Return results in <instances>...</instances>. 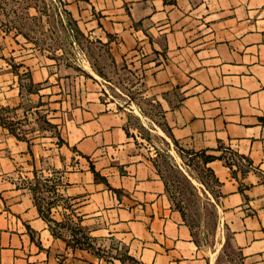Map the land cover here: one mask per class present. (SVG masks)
Returning <instances> with one entry per match:
<instances>
[{"label":"crops","instance_id":"obj_1","mask_svg":"<svg viewBox=\"0 0 264 264\" xmlns=\"http://www.w3.org/2000/svg\"><path fill=\"white\" fill-rule=\"evenodd\" d=\"M65 2L143 72L177 142L213 156L206 165L240 264H264V0ZM30 70L34 83L52 78L44 63ZM79 92L89 97L51 117L63 142L19 138L0 120V264H129L125 252L145 264H216L125 115ZM24 95L15 76H0V114L18 112ZM39 178L68 203L52 219L73 211L95 247L72 248L55 233L32 189Z\"/></svg>","mask_w":264,"mask_h":264},{"label":"rangeland","instance_id":"obj_2","mask_svg":"<svg viewBox=\"0 0 264 264\" xmlns=\"http://www.w3.org/2000/svg\"><path fill=\"white\" fill-rule=\"evenodd\" d=\"M102 36L74 16L65 0H0V76H15L25 94L20 110L4 116L24 137H57L58 127L49 124L55 108L62 110L89 97L79 91L98 93L125 115L139 154L157 166L201 249L216 264H240L221 219L218 185L204 154L173 141L165 110L143 72L117 57ZM41 63L51 67L52 78L31 84L30 66ZM32 189L49 218L57 215L54 205L68 207L44 179H37ZM59 211L64 217L60 223L52 222L55 233L72 248L95 247L78 216L71 210Z\"/></svg>","mask_w":264,"mask_h":264},{"label":"trees","instance_id":"obj_3","mask_svg":"<svg viewBox=\"0 0 264 264\" xmlns=\"http://www.w3.org/2000/svg\"><path fill=\"white\" fill-rule=\"evenodd\" d=\"M90 76V75H89ZM30 80H31V84H34V81L32 80V78H30ZM34 91L33 90H31L30 89V93H33ZM3 111H7V108H2L1 110H0V112H3ZM9 118L7 117V116H4L3 114H0V120H1V123L3 124V125H5L7 128H9V130L11 131V133H13L14 135H16L17 137H19V138H23V139H28L27 137H24V136H22V135H20L18 132H17V130H16V128L13 126V122H11L10 120H8ZM8 120V121H7ZM49 124H51L52 126H56L57 127V125L56 124H53L52 122H49ZM127 133L129 134V132L127 131ZM57 135H58V137H59V139H60V142H63V139L61 138V135H60V132H59V130H57ZM170 137L173 139V141L177 144V140L173 137V135H172V133H171V130H170ZM193 152H195V151H193ZM195 153H202V154H204V156H205V159H204V162L207 164L209 161H211L212 159H213V156H211V155H207V154H205L204 152H195ZM92 169L95 171V174H96V176H99V173L95 170V168H94V166H92ZM208 170L211 172V174H212V171H211V169H209L208 168ZM212 176H213V174H212ZM213 178L215 179V181L217 182V184H218V180L213 176ZM165 183H166V187H167V191H168V184H167V182L165 181ZM36 201H37V199H36ZM37 204H38V206H39V209H40V211H41V213L45 216V218H47L49 221H51V222H55V223H60V222H58V221H55V220H53L52 218H49V216H47L46 214H45V211L43 210V207L39 204V202L37 201ZM180 212L182 213V211L180 210ZM183 215V214H182ZM54 230V229H53ZM122 260L124 261V262H128L129 264H145V263H143L142 261H140L139 259H137V258H135L134 256H132V255H130L128 252H125L123 255H122Z\"/></svg>","mask_w":264,"mask_h":264}]
</instances>
